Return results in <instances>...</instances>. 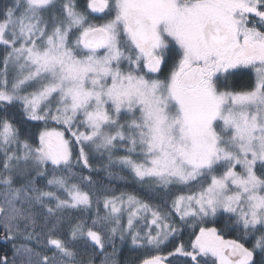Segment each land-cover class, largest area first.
Instances as JSON below:
<instances>
[{"label":"snow or ice","instance_id":"6c2138e0","mask_svg":"<svg viewBox=\"0 0 264 264\" xmlns=\"http://www.w3.org/2000/svg\"><path fill=\"white\" fill-rule=\"evenodd\" d=\"M0 17V264H264V0Z\"/></svg>","mask_w":264,"mask_h":264},{"label":"trees","instance_id":"16d2710c","mask_svg":"<svg viewBox=\"0 0 264 264\" xmlns=\"http://www.w3.org/2000/svg\"><path fill=\"white\" fill-rule=\"evenodd\" d=\"M7 2H9V0H0V9H2L3 5ZM0 19H2V17H0ZM2 48H3V46H0V56H2ZM0 67H2V65H0ZM250 82H251V79H246L244 81V83H246V84H249ZM30 123L33 125L42 124V122H30ZM121 174L122 175H128L129 176L128 181L120 180L117 178H113L111 180H108V179H106V173H103V172L100 173V177L102 179H104V183L106 185V193L109 196H119L122 193H127V194L137 195L141 199H143V197H145V198L148 197L145 195V190L143 188H141V186L139 185L138 182L133 180V178L131 177L130 174H128L127 172L121 173ZM151 201H154L156 203V201H158V199H156V200L152 199ZM103 211H104L103 208H101V213H103ZM129 247H130V242L123 247V249L121 251V255L119 257L121 259V261L132 258V256L128 252ZM167 250H168V248H165L164 253H162V254H166ZM144 255H147V253H144Z\"/></svg>","mask_w":264,"mask_h":264},{"label":"rangeland","instance_id":"374dc122","mask_svg":"<svg viewBox=\"0 0 264 264\" xmlns=\"http://www.w3.org/2000/svg\"><path fill=\"white\" fill-rule=\"evenodd\" d=\"M51 123V122H50ZM52 126H54V127H60V126H58V125H55V124H53ZM120 196V195H119ZM137 196V195H136ZM140 198V197H139ZM141 199V198H140ZM143 199L144 200H146V202H149V203H155L154 201H151L152 199H149V197H147V198H145V197H143ZM158 201H156V203H157ZM124 219H125V222H126V215H125V217H124Z\"/></svg>","mask_w":264,"mask_h":264}]
</instances>
